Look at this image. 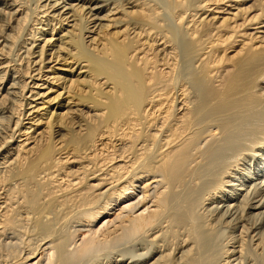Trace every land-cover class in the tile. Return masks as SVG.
<instances>
[{"label":"bare ground","instance_id":"6f19581e","mask_svg":"<svg viewBox=\"0 0 264 264\" xmlns=\"http://www.w3.org/2000/svg\"><path fill=\"white\" fill-rule=\"evenodd\" d=\"M0 264H264V0H0Z\"/></svg>","mask_w":264,"mask_h":264}]
</instances>
